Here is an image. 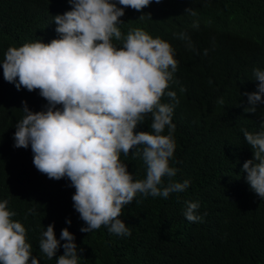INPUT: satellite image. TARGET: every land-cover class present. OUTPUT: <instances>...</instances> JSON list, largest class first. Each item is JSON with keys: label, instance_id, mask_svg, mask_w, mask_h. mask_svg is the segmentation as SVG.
<instances>
[{"label": "trees", "instance_id": "trees-1", "mask_svg": "<svg viewBox=\"0 0 264 264\" xmlns=\"http://www.w3.org/2000/svg\"><path fill=\"white\" fill-rule=\"evenodd\" d=\"M200 1L194 6L203 18L196 34L183 33L186 39H180V31L162 28L179 62L168 89L179 99L172 117L176 149L170 166L178 169L175 181L189 180L190 185L166 199L138 194L119 217L131 236L110 234L103 226L81 232L87 225L73 207L70 181L41 174L31 146H13L15 125L24 116L22 101L33 112L46 110L47 101L39 90H17L15 83L4 80L0 66V201H8V209L16 213L12 219L26 228L32 255L40 264H56L64 252L65 241L51 260L40 252L39 239L49 224H54L58 240L64 228L74 235L79 264H264V199L250 188L242 171L244 162L253 158L242 129L256 133L264 123V97L252 113L245 111L251 105L242 95L258 90L253 69L264 70V0ZM176 3L153 0L136 11L135 26L148 29L147 15ZM70 10L68 0H0V62L9 47L59 38L53 17ZM125 10L129 16L135 11ZM221 98L223 104L218 103ZM162 102L169 100L165 96ZM150 124L149 116L135 131H150ZM120 158L134 178L145 177L142 158L131 152ZM167 182L164 178V185ZM186 202L199 203L201 222L186 220ZM30 208L36 214L26 217Z\"/></svg>", "mask_w": 264, "mask_h": 264}, {"label": "clouds", "instance_id": "clouds-1", "mask_svg": "<svg viewBox=\"0 0 264 264\" xmlns=\"http://www.w3.org/2000/svg\"><path fill=\"white\" fill-rule=\"evenodd\" d=\"M175 1L171 9L147 15L146 29L135 26L136 11L153 0H68L72 10L53 17L59 38L9 47L0 62L5 81L15 83L17 90H39L47 101L46 110L39 112L22 101L24 116L15 125L13 146H31L33 164L41 174L70 181L69 187L75 189L73 207L87 225L81 232L103 226L110 234L131 236L119 217L138 194L166 199L190 185L189 180L175 181L178 169L170 166L176 149L172 117L179 99L168 89L179 62L162 28L180 31L178 38L186 39L183 33L196 34L203 18L200 8H194L200 0ZM126 8L135 11L129 16ZM188 47L195 51L191 42ZM253 77L258 90L242 95L251 105L245 111L255 113L264 97V70L254 68ZM165 96L167 103L162 102ZM218 103L223 104V99ZM149 116L151 130L135 131ZM261 129L256 133L242 129L253 150L242 171L250 188L264 199V123ZM130 152L146 166L143 179L134 178L121 161V153ZM186 204V220L201 222L199 203ZM35 214L30 208L25 216ZM15 215L7 200L0 201V264H40L32 255L26 228L12 219ZM60 241H65L64 252L56 264H79L75 237L68 228L61 230L58 240L54 224H49L41 233L39 250L51 260Z\"/></svg>", "mask_w": 264, "mask_h": 264}]
</instances>
